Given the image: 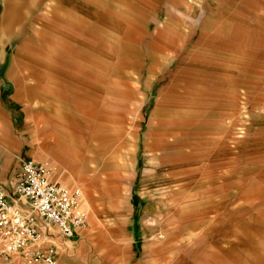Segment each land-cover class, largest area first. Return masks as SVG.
Here are the masks:
<instances>
[{
  "label": "rangeland",
  "instance_id": "obj_1",
  "mask_svg": "<svg viewBox=\"0 0 264 264\" xmlns=\"http://www.w3.org/2000/svg\"><path fill=\"white\" fill-rule=\"evenodd\" d=\"M231 1L43 0L33 14L37 19L58 15L54 3L71 6L77 15L71 23L61 18L65 28L60 32L61 48L73 45L76 62L63 65L74 70L75 77L68 79L65 71L54 70L52 80V88L82 105L72 104L70 110L58 100H43L42 87L26 88L27 84L36 88L38 80H22L18 40L6 38L0 45V186L15 190L22 160L33 159L52 166V179L83 192L87 226L68 239L56 234L69 242L66 250L56 246L57 264L149 262L150 231L164 213L159 202L164 185L155 183L160 154L150 141L167 102L187 111L186 137L195 147L198 144L196 153L202 155L193 165L201 167L199 178L188 176L183 201L173 204L191 211L198 200L196 191H201L200 225L186 230L170 264L198 260L209 231L206 226L215 219L218 228L209 235L221 239L222 264H251L253 258L264 264V229L257 221L264 212V48H252L251 54L243 45L237 51L233 46L221 49L200 38L202 23L211 12L252 35L264 36V9L252 11L244 0ZM4 8L0 0V37ZM65 31L72 34V42ZM218 34L229 39L227 33ZM173 39L177 44L165 49ZM179 48L184 52L175 53ZM169 54L176 55L173 67L167 66ZM156 58L163 61L158 64ZM11 64L12 73L7 75ZM26 72L41 79L44 74L37 62ZM62 113L70 114L71 136L81 145L78 174L76 161L49 152L43 145L51 139L39 131L44 125L66 131ZM23 126L29 127L25 133ZM137 129L141 147L132 153L137 150L133 141ZM124 139L130 145L117 148L114 156L119 162L127 152L128 171L113 184L103 159ZM153 201L159 202L157 209ZM173 215L178 221V214ZM61 254L70 260L60 262ZM0 264L26 263L21 254L6 252L0 240Z\"/></svg>",
  "mask_w": 264,
  "mask_h": 264
},
{
  "label": "crops",
  "instance_id": "obj_2",
  "mask_svg": "<svg viewBox=\"0 0 264 264\" xmlns=\"http://www.w3.org/2000/svg\"><path fill=\"white\" fill-rule=\"evenodd\" d=\"M42 1L43 0H3L5 8L2 17V35L0 37V45L3 46L6 38L9 41H19L16 51L21 53V56L17 57V60H19L21 63V65L19 63L18 66V68L21 70V78L22 80L29 79V81H35L36 79L38 80V83H36V88H33V86L28 84L26 85V88L29 91L42 87L41 89L45 91L43 100H58L59 102H63L69 110L71 109L72 104H75V106L79 108L82 106L80 103L64 96L62 92L52 88V80L55 77L54 70L60 72L61 70L65 71L66 75H68V79L75 77L74 70L69 67L66 69L63 65V62L65 61L68 63V60H70L71 65L76 62L71 49L73 45L65 44L67 48L62 49L61 45L64 41L63 37L60 35V32L63 31L62 28H65L61 24V18L65 20L69 19V23H71L74 19V16L76 18L77 15H75L71 6L63 8L61 5L54 3V10L58 15H56L54 18L43 16L37 19L35 16H33V14L36 13L37 9L41 8ZM232 2L236 4L234 0L231 1V4ZM244 3L246 9L251 8L250 10L252 11H255L256 9H264V0H244ZM213 10L214 8L212 7V11ZM210 14L211 16L206 18L202 23L205 29L204 32L200 34L201 42L209 45L212 44L221 49L233 46L235 47V51H237L239 46L243 45V48L248 50L247 52H250L251 54L252 48H264L263 35H252L247 28L246 30H243L236 23L221 20L217 15H213V12ZM35 21L39 23L36 26V23L32 24V22ZM51 21H53L54 24L57 22L55 24L56 28H53L54 24L49 23ZM49 29L54 30L57 32V34L53 35V33H49ZM65 33L68 42H72V34H69V31H65ZM218 33H227L229 35V39L222 38V35H219ZM175 44H177L175 39L169 40L165 46V49L172 50ZM183 49L184 48H179V50L176 49L175 53H182L184 52ZM175 56H170L171 61H167V66H174L176 59L174 58ZM245 60H248V58ZM156 61L159 64L163 61V59L156 58ZM35 62H37V65L39 64L41 66V70L44 73L42 79L40 75L38 78H36L34 77L35 75L33 73L31 74L29 72L27 74L26 72L29 71L31 65L35 64ZM13 66L14 64H11V66L8 67L9 69L6 71L7 75L12 73ZM43 81L46 85L41 83ZM33 99L34 98L31 100ZM186 113V110H183V108L180 106H175V103L167 102V104L163 105L162 109L160 110L159 121L154 129V132L152 133L154 134V138H152L150 141L151 146L153 149H157L156 152L160 154V164L156 166L157 178L155 183L160 182L164 185V189L160 187V189H162V194L160 197L161 200L159 201L161 202L164 213L161 212V215L158 217L159 221L155 225L156 227L153 226L150 231L151 238L148 242L149 251L147 253L149 262L143 263V261H139L138 264H159V262L162 264H170V256L172 253L179 252L181 248V238L186 233V230L197 229V227L200 225L199 220L202 201L199 198L201 191H196L195 197L198 198V200L196 199L193 202L192 207H190L192 208L191 211H189L188 207H185L182 204L178 203L176 206L173 205L176 201H178V199L180 200V203L183 201L180 197L187 190L188 176H192L194 179L199 178L198 174L201 168L193 166L194 161L200 159L202 155L199 151L196 153V150H199L198 144L195 147V144L186 137V129L188 128L186 127L188 121L184 120V117L187 116ZM61 117L63 118L61 126H63L66 131H62L51 125H44L43 127L39 128L41 133L48 135V137L51 139L50 142H48L49 140L45 139L44 141H46V143L43 146H46V148L49 149L48 151L54 153L58 158L63 160H66L70 157L73 158L77 164L75 173L78 174V166L80 164L79 161L82 158V151L80 149L81 145L75 140L73 136H71L73 130L71 126L72 121L70 114L62 113ZM28 129V126H23L20 130L21 132L25 133ZM136 131L138 133L139 129ZM94 137L95 135L92 137V139H95ZM133 141L137 147V150L132 149L131 152L137 153L138 148L140 149L141 147L139 133L137 134V137H134ZM118 145L119 146H117L112 152L107 153L103 159L105 162L104 169L107 174V179L113 184L114 182L116 183V180L119 177H121L122 171H128V166L124 161V156L127 152L122 154L121 161L118 162L115 160L114 151L120 147L127 149V146L130 144L126 143L124 139V141H121ZM187 147L190 148L187 149ZM95 148L97 149V146H95ZM92 149L94 148L92 147ZM13 190L14 187L9 191ZM110 191L111 189L108 188L107 192ZM159 193L156 192V194ZM159 202L153 201L151 204H153L157 209ZM174 213L178 214L177 216L179 217L181 224H179V220L177 221L174 218ZM260 217L261 218H259L257 221L258 223L262 224L260 227L264 229V212ZM217 228L218 222L216 219L213 221L212 225L206 226V229L209 231L206 232L205 237L203 238L204 249L202 250L199 259H193L192 264L223 263L221 253V239L210 237L209 235L211 229L215 230ZM77 231H79V229ZM54 241L56 246H59V248L63 249L65 248V250L67 248V243L69 244V242L65 241L62 237L56 238ZM140 254L142 253L140 252ZM64 258L70 260L62 254L59 255L60 262ZM253 259L254 261L251 264H258L255 263L258 262V259Z\"/></svg>",
  "mask_w": 264,
  "mask_h": 264
},
{
  "label": "built area",
  "instance_id": "obj_3",
  "mask_svg": "<svg viewBox=\"0 0 264 264\" xmlns=\"http://www.w3.org/2000/svg\"><path fill=\"white\" fill-rule=\"evenodd\" d=\"M52 172L48 163L25 159L15 190L0 186V240L26 264H57L56 234L71 238L88 223L82 190L52 179Z\"/></svg>",
  "mask_w": 264,
  "mask_h": 264
}]
</instances>
